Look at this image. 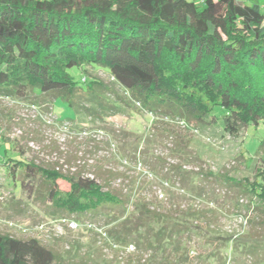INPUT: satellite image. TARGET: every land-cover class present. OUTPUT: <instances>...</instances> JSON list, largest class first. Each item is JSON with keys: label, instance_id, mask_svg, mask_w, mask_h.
<instances>
[{"label": "trees", "instance_id": "trees-1", "mask_svg": "<svg viewBox=\"0 0 264 264\" xmlns=\"http://www.w3.org/2000/svg\"><path fill=\"white\" fill-rule=\"evenodd\" d=\"M259 1L0 0V97L51 105L52 113L59 101L73 112L61 121L77 115L104 121L132 103L155 119L196 128L219 124L230 137L260 125L264 132ZM99 71L109 82L98 78ZM179 150L186 148L177 142L171 154ZM258 152L264 154V137ZM9 164L20 188L29 197L44 195L57 215L96 218L120 210L118 216L106 213V238L132 252L144 247L167 264L183 250L181 235L199 231L193 224L211 214L175 204L160 210L140 199L127 212L131 198L105 190L95 177H67L23 160ZM182 166L172 170L180 175ZM37 178L44 186L39 193ZM60 179L67 191L58 188ZM249 186L251 194L264 196V170ZM0 264L60 263L37 239L0 233Z\"/></svg>", "mask_w": 264, "mask_h": 264}, {"label": "rangeland", "instance_id": "rangeland-1", "mask_svg": "<svg viewBox=\"0 0 264 264\" xmlns=\"http://www.w3.org/2000/svg\"><path fill=\"white\" fill-rule=\"evenodd\" d=\"M259 3L264 15V0ZM97 75L109 82L102 72ZM50 106L0 97V233L37 239L54 251L60 264L166 263L144 247L132 252L106 238L107 214L118 216V209L96 218L60 216L44 195L29 197L5 166L23 160L67 177H95L105 190L131 198L127 212L140 199L160 210L175 204L179 210L211 213L194 222L199 231L181 235L183 250L170 259L175 264H264V196L249 191L258 170H264V154L258 152L261 125L230 137L219 124L196 128L155 119L132 103L104 121L79 115L61 121L73 112L59 101L53 113ZM177 142L186 150L173 156ZM183 164L177 175L172 166ZM33 184L36 193L42 192L40 178ZM57 184L61 191L69 188L64 180ZM64 220L75 221L78 229L70 230Z\"/></svg>", "mask_w": 264, "mask_h": 264}, {"label": "built area", "instance_id": "built-area-1", "mask_svg": "<svg viewBox=\"0 0 264 264\" xmlns=\"http://www.w3.org/2000/svg\"><path fill=\"white\" fill-rule=\"evenodd\" d=\"M114 148V147H113ZM64 222L66 223L67 227L70 230H76L78 229V224L75 221H71V220H64ZM12 226V225H11ZM23 232H25L26 230H22Z\"/></svg>", "mask_w": 264, "mask_h": 264}]
</instances>
